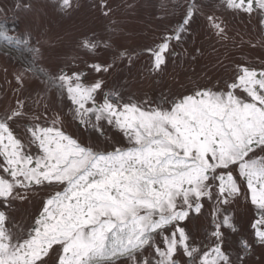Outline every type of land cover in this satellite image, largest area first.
Here are the masks:
<instances>
[{"label":"snow or ice","instance_id":"1","mask_svg":"<svg viewBox=\"0 0 264 264\" xmlns=\"http://www.w3.org/2000/svg\"><path fill=\"white\" fill-rule=\"evenodd\" d=\"M46 7L71 19L81 2ZM91 7L113 12L109 0ZM159 7L178 19L139 52L119 42L115 22L106 34L73 25L72 54L54 71L50 41L34 39L46 35L35 0H0V47L24 65L15 101L0 108V264H264V62L217 61L191 86L153 95L103 78L143 54L148 75L170 58L195 61L198 18L224 41L223 13L255 14L264 44V0ZM29 13L34 24L20 30ZM25 81L35 85L27 95Z\"/></svg>","mask_w":264,"mask_h":264},{"label":"rangeland","instance_id":"2","mask_svg":"<svg viewBox=\"0 0 264 264\" xmlns=\"http://www.w3.org/2000/svg\"><path fill=\"white\" fill-rule=\"evenodd\" d=\"M215 1L217 0H210V3H217ZM4 2L12 6L13 0H4ZM80 2L79 11L68 19L58 15L50 7H46L48 0H35L36 8L40 10L41 31L46 29V35L34 31V39L50 41L51 46L44 45V63L54 71L63 65L64 56L72 54V40L75 35L73 25H79L81 21L86 20L89 28L101 34H106V30L115 22V27L119 29L117 37L119 42L139 52L145 46H151L156 42L165 29H170L178 19V16L164 14L159 7L160 0H109L113 12L107 18L100 16L92 9V0H80ZM218 14L221 13L218 12ZM223 15L228 28V39L224 41L206 32L202 18H198L193 23L196 43L202 52L195 61L185 56L181 64L180 58H177L175 63L170 58L162 73L148 75L145 68L149 61L147 54H143L131 68L126 66L125 61L123 64H118L103 78L109 87L125 85L126 92L142 96L144 93L153 95L168 89L177 91L182 85L189 87L190 82L194 81L205 67L211 68L217 61H221L225 66L243 62L259 67L264 62V49L263 45L256 43L258 39L260 40L261 33L256 15L249 17L246 14L231 12L223 13ZM34 17L35 13L26 14L19 25L20 30H23L26 25H33ZM190 41L191 37L184 47L191 51ZM175 50L178 53L182 52L179 46H175ZM7 52L8 49L0 47V108L15 101L14 90L18 88V85L14 74L24 67L16 53L8 55ZM101 55L105 54L101 53ZM215 71L222 73L223 69L217 68ZM34 87V84L25 81L24 95H27ZM16 207L17 211L14 213L16 220L23 222L32 210L31 206L25 203L17 204ZM252 260H255V256Z\"/></svg>","mask_w":264,"mask_h":264}]
</instances>
